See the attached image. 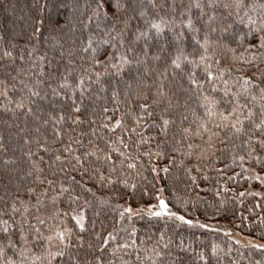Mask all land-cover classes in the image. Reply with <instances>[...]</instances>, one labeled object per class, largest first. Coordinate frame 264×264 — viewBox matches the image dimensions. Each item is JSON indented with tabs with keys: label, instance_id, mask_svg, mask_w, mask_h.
<instances>
[{
	"label": "trees",
	"instance_id": "trees-1",
	"mask_svg": "<svg viewBox=\"0 0 264 264\" xmlns=\"http://www.w3.org/2000/svg\"><path fill=\"white\" fill-rule=\"evenodd\" d=\"M262 22L264 0H0V264H264L227 233L264 242Z\"/></svg>",
	"mask_w": 264,
	"mask_h": 264
},
{
	"label": "snow or ice",
	"instance_id": "snow-or-ice-1",
	"mask_svg": "<svg viewBox=\"0 0 264 264\" xmlns=\"http://www.w3.org/2000/svg\"><path fill=\"white\" fill-rule=\"evenodd\" d=\"M102 7H104L103 2L97 4V9L102 8ZM115 7H116L117 10H119V9L122 7V5H121L120 3L117 2V3L115 4ZM105 15H107V12H105ZM248 23H249L250 25H255L256 21H254V20H252L251 18H249ZM262 23H264V22H262ZM189 24H191L190 21H189ZM151 27L157 29L158 32L160 31V26H159V24L153 23V24L151 25ZM230 27H231V25H228L227 27H225L224 29H222V31H225V32H226V31L228 30V28H230ZM213 31H215V29H213ZM259 31H261L262 33H264V26H262V27L259 29ZM143 35H146V33H144ZM241 39H242V38H241ZM208 43H209V41H208V37L205 36L204 45H202V47L205 46V45H207ZM260 47L264 48V34L261 35V43H260ZM205 50H207V49L205 48ZM178 59H179V57H177L176 60H173V64H175L176 67H179V66H180L179 63H178ZM201 59H204V57L202 56ZM208 75H209V77H211L212 74H211V73H208ZM191 83H192V84H197V81H196L195 79H192V80H191ZM247 83H248V81H245V84H247ZM198 87H202V85H198ZM262 91H264V90H262ZM225 94H227V93H225ZM204 99H205L206 101H208V107L206 108L207 115L211 116V115H213L212 111L210 110V109H211V106L214 105V104L217 103V102L214 101V100H209L208 97H205ZM78 110H79V109H77V111H78ZM233 111H235V109H233ZM250 115H251V113H250ZM224 118L227 119V117H224ZM168 123H169L168 120H164V125H165V126H167ZM117 124H119V121L117 122ZM256 126H257V127H260V125H256ZM217 127H219V125H217ZM233 127L235 128V124H233ZM236 130H237V131H240V129H236ZM186 131H187V130H186ZM57 159H59V157H57ZM77 160H79L78 157H77ZM130 167H132V165H130ZM49 183H51V182H49ZM159 207H160L161 209H164V210L167 209V204L165 203L164 200L161 199V200L159 201ZM126 211L131 212L132 210L129 208V209H126ZM161 214H162L161 212H156V213H154V215H157V216H160ZM163 214H166V215H169V216H174V217L176 216V213L167 212V211H165ZM73 219L76 220L77 225H79L80 229L83 231V230H84V225H83V223H82L83 217H80L79 219H77L76 217H73ZM177 219H179V220H181V221H184L185 223H187V224H189V225L192 224V221H191V220H187V221H185V218H184L183 216H179V217H177ZM39 223L43 224L44 221H43V220H40ZM202 227H203V225H202ZM4 231L7 232V229L5 228ZM36 231L39 232V229H37ZM68 232L70 233L71 230L69 229ZM56 235L59 237V239L61 240V242H63V241L65 240V234H64V232H57ZM22 238H23V237H22ZM47 239H48V240H51V239H52V236H48ZM105 243H107V240H105ZM56 255H63V253H62V252H58V253H56ZM37 259H39V258H37ZM8 264H13V262H12L11 260H9V261H8Z\"/></svg>",
	"mask_w": 264,
	"mask_h": 264
},
{
	"label": "rangeland",
	"instance_id": "rangeland-1",
	"mask_svg": "<svg viewBox=\"0 0 264 264\" xmlns=\"http://www.w3.org/2000/svg\"><path fill=\"white\" fill-rule=\"evenodd\" d=\"M162 199V195L161 192H159V197L157 199V203H155L154 205H150V206H146L144 207L145 212H147L150 215H153L156 212H160L162 209L159 207V201ZM141 210V209H136L134 210L135 212ZM133 211V212H134ZM230 229L227 228V233L228 236L231 240H233L235 243L244 246V247H255V248H260L264 250V242L253 238V237H249L246 235H242V234H233L231 231H229Z\"/></svg>",
	"mask_w": 264,
	"mask_h": 264
}]
</instances>
